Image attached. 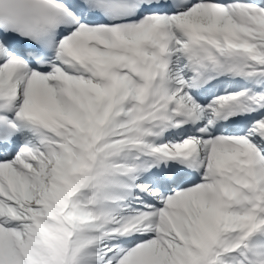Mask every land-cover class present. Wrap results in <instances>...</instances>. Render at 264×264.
Returning a JSON list of instances; mask_svg holds the SVG:
<instances>
[{
	"label": "snow or ice",
	"instance_id": "6c2138e0",
	"mask_svg": "<svg viewBox=\"0 0 264 264\" xmlns=\"http://www.w3.org/2000/svg\"><path fill=\"white\" fill-rule=\"evenodd\" d=\"M0 264H264V0H0Z\"/></svg>",
	"mask_w": 264,
	"mask_h": 264
}]
</instances>
